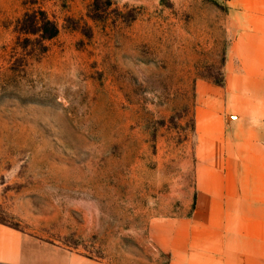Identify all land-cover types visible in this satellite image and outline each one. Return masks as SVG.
Wrapping results in <instances>:
<instances>
[{
    "label": "rangeland",
    "instance_id": "1",
    "mask_svg": "<svg viewBox=\"0 0 264 264\" xmlns=\"http://www.w3.org/2000/svg\"><path fill=\"white\" fill-rule=\"evenodd\" d=\"M35 8L56 36L20 29ZM252 27L264 0H0V222L30 238L0 264H173L199 83L225 91Z\"/></svg>",
    "mask_w": 264,
    "mask_h": 264
},
{
    "label": "crops",
    "instance_id": "2",
    "mask_svg": "<svg viewBox=\"0 0 264 264\" xmlns=\"http://www.w3.org/2000/svg\"><path fill=\"white\" fill-rule=\"evenodd\" d=\"M261 32L240 34L226 64L225 91L199 83L194 206L167 230L173 264H264ZM29 240L0 222V262H24Z\"/></svg>",
    "mask_w": 264,
    "mask_h": 264
},
{
    "label": "trees",
    "instance_id": "3",
    "mask_svg": "<svg viewBox=\"0 0 264 264\" xmlns=\"http://www.w3.org/2000/svg\"><path fill=\"white\" fill-rule=\"evenodd\" d=\"M19 22L23 32L39 34L40 41L53 38L58 33V26L42 8L26 11Z\"/></svg>",
    "mask_w": 264,
    "mask_h": 264
}]
</instances>
